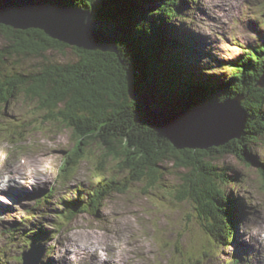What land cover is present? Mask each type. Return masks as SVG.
Returning a JSON list of instances; mask_svg holds the SVG:
<instances>
[{
  "label": "trees",
  "instance_id": "obj_1",
  "mask_svg": "<svg viewBox=\"0 0 264 264\" xmlns=\"http://www.w3.org/2000/svg\"><path fill=\"white\" fill-rule=\"evenodd\" d=\"M60 1L88 10L96 20L121 25L117 51H85L41 30L0 25V108L13 100L35 105L44 119L73 131L75 154L99 144L119 157L120 166L134 178L172 162L184 171L176 188L180 199L200 210L209 234L228 242L234 222L225 186L232 176L230 167L218 160L235 155L245 166H254L264 183V159L252 151L253 144H264V44L247 47L230 62V75L202 89L190 80L180 55L165 50L163 37L178 31L170 22L181 12L180 0ZM67 50L73 53L67 60L51 54ZM146 97L154 99L150 107L172 111L208 108L240 97L244 128L239 137L219 146L178 149L146 124ZM108 173L104 175L111 177ZM112 183L106 182V188ZM105 195L98 190L94 201Z\"/></svg>",
  "mask_w": 264,
  "mask_h": 264
},
{
  "label": "rangeland",
  "instance_id": "obj_2",
  "mask_svg": "<svg viewBox=\"0 0 264 264\" xmlns=\"http://www.w3.org/2000/svg\"><path fill=\"white\" fill-rule=\"evenodd\" d=\"M179 3L180 9L184 3L185 14L177 19L184 18L189 26L183 28L198 35L202 58L210 63L213 73L218 62L237 59L247 47L264 44V0H180ZM51 54L65 60L73 57L70 50L64 55ZM186 59L191 60V55ZM228 71L229 67L225 68L219 77L228 76ZM262 80L264 83V78ZM234 99L236 101V98L231 101ZM2 108L0 207L3 203L12 204L0 208V221L5 223L0 226V250L4 248L7 253L1 264H23L22 254L27 250L24 238L15 230L9 233L7 229L13 225L20 228L24 223L31 230V224L21 220L28 209L35 206L38 194L42 196L55 189L61 196L76 198L70 191L92 189L98 182L96 172L115 182L106 188V181L100 187L106 193L103 203H99L103 207L96 214L82 212L67 228L48 240L44 260L49 255L53 263L56 260L55 264H264V241L259 238L264 234V183L254 166H245L235 155L218 160L219 165L230 167L232 179L225 186L226 196L243 203V208L236 212L239 215L235 227L237 235L223 245L208 234L209 229L205 230L200 210L178 196L176 188L182 183L184 171L177 170L172 162L161 164L159 172H145L134 178L129 169L120 166L119 157L110 156L99 144L75 154L73 131L61 123L44 119L35 105L13 100ZM213 109L194 111L199 114H193L197 116L190 123L194 124L199 115ZM217 109L225 113L231 110ZM252 151L259 159H264L261 142L253 144ZM27 163L39 175L35 181L27 179L29 172L22 165ZM15 169L18 175L13 173ZM106 172L111 177H106ZM8 175L15 178L12 181L17 182L19 193L10 199L7 193L15 191L10 190ZM32 182L36 187L30 186ZM52 206L58 207V204ZM38 212L42 211L37 208L34 213ZM47 214L46 230L52 228L54 219L52 212ZM92 242L102 246L97 250L101 254H94L83 246ZM68 248L70 253H67ZM105 255L113 259L104 257L103 260L101 256Z\"/></svg>",
  "mask_w": 264,
  "mask_h": 264
},
{
  "label": "water",
  "instance_id": "obj_3",
  "mask_svg": "<svg viewBox=\"0 0 264 264\" xmlns=\"http://www.w3.org/2000/svg\"><path fill=\"white\" fill-rule=\"evenodd\" d=\"M0 25L41 30L69 46L102 53L117 51L115 40L123 30L119 24L96 20L88 10L64 5L60 0H0ZM151 103L154 99L146 97V124L178 149L219 146L239 137L244 128L245 110L240 97L209 107L214 109L199 115L194 124L190 123L197 116L193 114L199 113L152 108ZM218 107L231 110L225 113Z\"/></svg>",
  "mask_w": 264,
  "mask_h": 264
},
{
  "label": "bare ground",
  "instance_id": "obj_4",
  "mask_svg": "<svg viewBox=\"0 0 264 264\" xmlns=\"http://www.w3.org/2000/svg\"><path fill=\"white\" fill-rule=\"evenodd\" d=\"M1 160V159H0ZM32 163V162H31ZM37 165H38V163H36ZM30 171H31V168H30ZM32 172V171H31ZM95 236V235H94ZM108 239V238H107ZM89 240H91V241H94V240H98V239H89ZM100 240V239H99ZM102 240V239H101ZM108 240H110V239H108ZM111 244H112V242L111 241H109ZM109 243V244H110ZM72 245V244H71ZM84 247H86V248H89V249H91L93 252H94V254H97V255H99V254H101L100 253V251H97L98 249H101V247L102 246H100L99 245V243H97V244H93V242L92 243H85L84 245H83ZM112 247V246H111ZM110 247V248H111ZM264 248V247H263ZM66 249V248H65ZM105 249V248H104ZM68 250H69V252L67 251V253H70V248H68ZM114 253V252H113ZM119 253V252H118ZM113 257H114V254H113ZM17 258V257H16ZM107 258L108 259H113L112 258V256H107ZM104 260V259H103ZM60 264V263H59Z\"/></svg>",
  "mask_w": 264,
  "mask_h": 264
},
{
  "label": "clouds",
  "instance_id": "obj_5",
  "mask_svg": "<svg viewBox=\"0 0 264 264\" xmlns=\"http://www.w3.org/2000/svg\"><path fill=\"white\" fill-rule=\"evenodd\" d=\"M139 23V22H138ZM138 23H136V25H135V28H136V26H137V24ZM253 234H255V233H253ZM246 240L249 238L247 235L244 237ZM262 241H264V234H262L260 237H259ZM41 256H40V258H39V264H41Z\"/></svg>",
  "mask_w": 264,
  "mask_h": 264
}]
</instances>
